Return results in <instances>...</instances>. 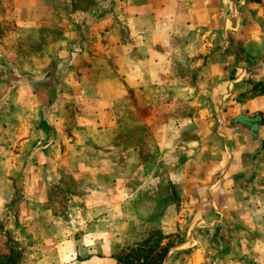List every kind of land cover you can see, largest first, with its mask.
I'll use <instances>...</instances> for the list:
<instances>
[{"label":"crops","instance_id":"crops-1","mask_svg":"<svg viewBox=\"0 0 264 264\" xmlns=\"http://www.w3.org/2000/svg\"><path fill=\"white\" fill-rule=\"evenodd\" d=\"M68 1L72 8L58 12L52 0H39V3L27 0L28 5H17L18 0H13L11 17L14 19L27 21L30 15L35 17L44 11L36 24L48 26L51 18H59L57 24L65 27L63 35H82L83 45H76L79 50L75 52L76 48L69 51L63 42L59 50H55L58 52L43 86L35 89L34 78L27 75L13 92L12 98L17 95L27 103L28 109L27 115L11 125L15 138L0 142V250L7 253H0V264L12 255L7 249L8 239L25 249V260L21 264H58L57 261L59 264H118L110 230L97 231L96 228L106 219L82 218L81 227L87 226L88 230L79 236L56 233L69 225L66 217L55 215L49 208L52 188L66 178L60 170L61 160L52 154L57 150L62 153L57 147L61 143H67L68 152H77L74 176L89 181L80 193L86 194L80 198L81 203L71 201L68 210L79 206L82 212L92 216L101 205L96 199L99 190L94 182L105 176L114 185L117 172L114 169L105 174L98 171L94 155H87L90 148L94 153L97 147L115 146L116 136L125 129L143 130L144 192L148 191L152 180L158 188L160 180L164 179V148L172 154L170 149L175 145L174 141L168 143L169 134L181 130L175 111L182 103L193 100L192 113L188 115L192 116L190 122H194L193 127L198 124V129L206 131L210 127L205 116L214 103H219L221 118L227 121L264 113V93L249 84L250 72L242 66L248 63L236 54L238 44L232 46L228 42L234 35L241 46L256 49L264 58V0H86L81 5L67 0L65 4ZM245 16L251 19L247 21ZM228 48L233 51L230 58L226 55ZM262 63L260 81L264 83V61ZM229 67L233 69L229 71ZM197 83L203 84L202 91ZM208 84L213 87L209 86L207 91ZM247 89L252 93L242 94ZM43 91L45 100L37 103ZM197 94L201 99L198 108L195 106ZM72 99L79 106L74 107ZM129 108L143 116V120L138 124L120 122L119 115L131 113ZM217 114L220 118L219 112ZM38 118H41L40 126L36 122ZM226 120L213 128L215 133L220 126H226ZM37 127L45 135L31 141L35 143L34 151L26 155L24 161L33 163L34 167L25 169L22 174L23 166L15 164L22 155L7 149L20 140L29 141L38 132ZM144 136H149L151 141L146 143ZM258 137L264 139V129L258 132ZM148 142H153L155 147L151 155L147 150ZM68 152L60 157L67 160ZM245 153L250 165L252 155L249 149ZM240 157L229 164L218 189L227 190L223 182L229 183L228 179L241 182L244 192L254 183H242L248 179L250 167L244 164L243 169L236 170ZM174 161L171 160L173 165ZM37 162H47V165H36ZM109 163L113 167L114 158ZM169 175L170 180L178 177L174 171ZM20 179L28 183L21 197ZM146 202L147 198H143V206ZM14 203L15 209L11 207ZM106 208L110 210V206L102 209ZM132 220L136 221L133 225L143 228L151 224L141 214ZM100 244L106 245L101 249Z\"/></svg>","mask_w":264,"mask_h":264},{"label":"rangeland","instance_id":"rangeland-1","mask_svg":"<svg viewBox=\"0 0 264 264\" xmlns=\"http://www.w3.org/2000/svg\"><path fill=\"white\" fill-rule=\"evenodd\" d=\"M35 1L39 3V0ZM52 1L58 12L72 8L69 1L65 4L67 0ZM75 1L80 5L87 2L86 0ZM18 2L17 5L29 4L27 0H18ZM12 11L13 0H0V142L3 139L11 141L15 138L13 135L15 130L11 128V125L19 122L21 117L27 113V103L18 99L17 95L12 98L13 92L17 90L18 85H21L22 80H25L27 75H31L34 78L31 79L35 89L41 88L43 80L49 74L54 56L58 52L55 53V50H59L63 42H65L64 47L69 51L76 48L75 52L79 50L75 47L76 45H83L82 35H63L65 27L57 24L59 18H51L50 25L47 26L35 23L44 15V11H41L38 16L35 14V17L30 15L27 21L11 17ZM245 19L248 21L251 18L245 16ZM228 42L232 46L237 43L239 50L236 54L246 59L248 64L242 66L250 72L249 84L254 85L257 92L264 93V83L260 81L263 70V66L260 65L264 61L263 55L256 49L241 46L240 40L234 35L229 38ZM232 52L228 48L226 52L228 58L231 57ZM249 57L253 62L248 60ZM256 60L261 63L257 65ZM254 64H256L255 67ZM228 69L231 71L233 68ZM202 85V83H197L200 91L204 89ZM209 86L211 84L207 85L206 90ZM64 91H68L67 87ZM247 93H252L251 89L242 92V94ZM42 94L46 95L44 91L38 95L37 103L45 98ZM196 97L195 106L198 108L201 99L198 98V94ZM192 101L182 103L175 111L177 113L175 116L181 121V130L169 134L168 143L174 141L175 146L170 149L172 154L164 148L166 152L163 156L164 162H162L164 179L160 180L158 188L152 180L148 185V191L143 192V148H145L143 147V130L125 129L116 136L115 146L97 147L94 153L90 148L87 155H94V164L96 163L98 171L105 174L114 169L117 172L114 185L105 176L97 178L94 182V184L97 183L99 190L96 199L101 205H98L99 209H95L92 216H88L87 212H82L79 206L75 210H68L71 201L77 202V205L81 203L80 198L86 194L80 193L89 181L74 176L77 152L75 150L68 152L67 143L57 146L62 153L60 154L57 150L52 154L58 155L61 160L60 170L66 178L52 188L49 208L55 215L66 217L69 225L62 227L56 233L61 231L62 234L68 236H79L88 230L87 226L81 227L82 218L94 217L101 221L106 219L96 228L97 231L110 230L115 240L116 259L123 250L141 245L149 238H153L156 242L159 234H164L168 236L164 244L171 243L173 246L163 264H264V139L252 134L253 128L257 131V136L258 132L264 129V113L257 112L248 115L247 119L240 120L241 124H233L240 117L228 119V121L225 119L226 126H220L218 133H215L213 128L216 129L225 122L220 115L222 109L219 103H214L212 110H209V114L205 116L208 120L206 124L210 127V130L206 131L198 129V124L193 127L194 122H190L189 117L192 116L188 115L192 113ZM71 102L74 107L79 106L75 99ZM129 111L131 113L119 115L120 122L138 124L143 120L141 118L143 116L135 114L136 111L132 108H129ZM217 112L220 118H217ZM201 118H204V115ZM71 119L72 116L69 114V122ZM36 122L38 125L41 124V118H38ZM36 122L34 121V125ZM38 127V132H35L31 138L28 137L29 141L20 140L17 145L7 149V151L15 150V153L22 155L15 163L20 168L23 166L22 174L25 169L30 170L32 166L34 167L33 163L24 161L26 155L34 151L35 143L32 144L31 141L35 142L37 138L41 139V136L45 135ZM67 132L70 133V131ZM145 139L146 143L151 141L149 136ZM39 148L43 150V147L39 146ZM248 149L252 157L256 155L254 163L251 164V161L250 165H248L247 154H244ZM147 150L149 155L154 152L153 142H148ZM65 151L68 152L65 156L67 160L60 157L64 156ZM240 153L243 157L239 156ZM237 157H240V161L236 170L243 169L246 164L250 167L249 177L242 183L251 181L254 183L244 192L240 185L241 182L228 179L229 183L223 182L227 190L218 189L217 185L221 184V179L228 172L229 164ZM112 158L115 161L113 167L109 163ZM172 159L176 162L174 165L171 163ZM45 163L47 162L42 164ZM39 164L37 162L36 165ZM173 171L178 173V177L170 180L169 172ZM27 186L28 183H23L21 179L18 180L20 197ZM107 189H110V192L107 193ZM143 198H147L145 206H143L145 204ZM172 204L174 206L169 209ZM108 206L110 210L102 209ZM11 207L15 209L16 203ZM138 214L149 219L152 225L144 228L140 225H133L136 221L132 218L137 217ZM107 220L111 225H108ZM105 245L100 244L101 249ZM7 249L12 252V255L2 260L1 264L23 263L25 249L11 239L7 241ZM0 253L1 255L7 254L3 252V249ZM57 262L59 264V261Z\"/></svg>","mask_w":264,"mask_h":264},{"label":"trees","instance_id":"trees-1","mask_svg":"<svg viewBox=\"0 0 264 264\" xmlns=\"http://www.w3.org/2000/svg\"><path fill=\"white\" fill-rule=\"evenodd\" d=\"M248 60L250 62H253L251 57H249ZM259 63H260L259 60H256V64L258 65ZM46 81L47 79L43 80V82ZM234 123L238 124L240 123V121L237 119L234 121ZM252 134L253 136L258 137L257 131H255L254 128L252 130ZM255 156L256 155L252 157L251 164L254 163ZM167 238L168 236L164 234H159V238L157 239L156 242H154L153 238H149L146 241H144L143 244L141 245H137L135 247H130L123 250V252L117 256L118 263L119 264H163L170 251V248L173 246V244L171 243L164 244V240Z\"/></svg>","mask_w":264,"mask_h":264}]
</instances>
